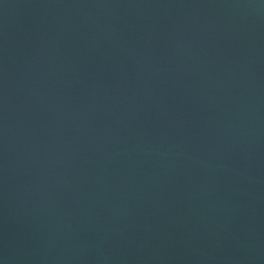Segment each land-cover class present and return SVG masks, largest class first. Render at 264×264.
<instances>
[{
    "label": "water",
    "instance_id": "water-1",
    "mask_svg": "<svg viewBox=\"0 0 264 264\" xmlns=\"http://www.w3.org/2000/svg\"><path fill=\"white\" fill-rule=\"evenodd\" d=\"M0 264H264V0H0Z\"/></svg>",
    "mask_w": 264,
    "mask_h": 264
}]
</instances>
